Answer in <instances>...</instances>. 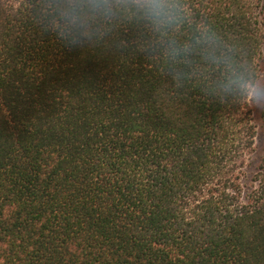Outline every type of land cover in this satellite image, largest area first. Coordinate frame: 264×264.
<instances>
[{
    "label": "trees",
    "instance_id": "16d2710c",
    "mask_svg": "<svg viewBox=\"0 0 264 264\" xmlns=\"http://www.w3.org/2000/svg\"><path fill=\"white\" fill-rule=\"evenodd\" d=\"M171 3L0 0V264H264V0Z\"/></svg>",
    "mask_w": 264,
    "mask_h": 264
},
{
    "label": "clouds",
    "instance_id": "9594fccd",
    "mask_svg": "<svg viewBox=\"0 0 264 264\" xmlns=\"http://www.w3.org/2000/svg\"><path fill=\"white\" fill-rule=\"evenodd\" d=\"M97 7H102L106 0H95ZM137 10L157 24H170L175 16L174 5L171 0H136ZM251 94L257 99L261 98L264 86L259 84L249 85Z\"/></svg>",
    "mask_w": 264,
    "mask_h": 264
},
{
    "label": "rangeland",
    "instance_id": "374dc122",
    "mask_svg": "<svg viewBox=\"0 0 264 264\" xmlns=\"http://www.w3.org/2000/svg\"><path fill=\"white\" fill-rule=\"evenodd\" d=\"M264 99V94L263 92L261 93V98L257 99V104H256V120L258 123V136H257V147H256V155L259 153L261 150V147L264 143V124L261 118V105L263 103Z\"/></svg>",
    "mask_w": 264,
    "mask_h": 264
}]
</instances>
